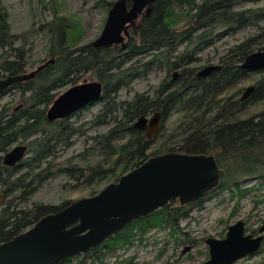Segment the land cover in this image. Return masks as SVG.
<instances>
[{"label": "trees", "instance_id": "1", "mask_svg": "<svg viewBox=\"0 0 264 264\" xmlns=\"http://www.w3.org/2000/svg\"><path fill=\"white\" fill-rule=\"evenodd\" d=\"M39 1L44 9H51V18L42 20L40 28L48 36L47 49L54 60L34 78L0 93V193L4 196L0 245L70 204L32 202L47 182L66 177V186L73 190L115 183L151 156L166 152L213 156L224 172L218 187L190 204L171 201L146 217L132 220L97 247L58 264H103L107 255L130 246L138 236L156 229L173 230L194 209L221 192L240 198L247 192L242 183L256 179L264 185V110L242 115L264 99V75L243 100L236 92L223 95L251 73H264L241 67L249 53L264 49V7L237 8L251 0H156L150 14L138 21L140 27L131 32L126 48L121 49L95 48L91 42L78 45L80 22L59 14L56 0ZM99 1L108 10L112 5ZM8 17L0 0V78L23 73L33 47L28 34L12 32ZM249 26L256 32L219 57L218 71L194 77L195 67L190 64L198 52ZM177 67L181 69L175 78L172 75L156 88L136 92L130 98L120 97L132 80L146 77L153 69L170 74ZM86 75L101 82L99 99L68 117L49 121L46 112L57 91L77 84ZM10 91L18 93L17 107L2 102ZM95 104H100L99 110L81 121L80 112ZM155 111L161 112V126L174 113L179 119L165 135L148 140L133 124ZM101 127L104 129L99 131ZM76 136L83 137L82 150L59 163V153L70 148ZM16 142L25 144L27 156L15 166L3 165L4 154ZM155 143L157 149L151 152Z\"/></svg>", "mask_w": 264, "mask_h": 264}, {"label": "water", "instance_id": "2", "mask_svg": "<svg viewBox=\"0 0 264 264\" xmlns=\"http://www.w3.org/2000/svg\"><path fill=\"white\" fill-rule=\"evenodd\" d=\"M156 0H115L99 35L91 42L95 48L112 45L126 47L129 28H139L137 22L148 16ZM54 57L34 70L0 78V93L11 85L32 79L51 64ZM241 67L249 71L264 70V49L249 53ZM221 68L207 65L198 70L197 79L209 76ZM177 72L173 73V78ZM254 86L247 87L240 99L247 98ZM102 92L100 81H84L57 95L49 105V121L68 117L96 102ZM153 140L161 128V112L150 117L140 116L133 124ZM26 157L25 144H17L2 159L5 166L18 164ZM224 172L213 156L166 152L123 174L115 183L98 194L71 202L59 211L40 219L11 241L0 245V264H58L67 258L89 251L121 230L134 219L143 218L167 206L171 201L190 204L218 187ZM256 237L246 234L245 223L238 220L227 227L223 239L207 238L208 258L201 264H233L254 255L262 246L264 225Z\"/></svg>", "mask_w": 264, "mask_h": 264}, {"label": "rangeland", "instance_id": "3", "mask_svg": "<svg viewBox=\"0 0 264 264\" xmlns=\"http://www.w3.org/2000/svg\"><path fill=\"white\" fill-rule=\"evenodd\" d=\"M43 1L47 2L48 0ZM106 1L113 3L115 0ZM1 2L8 13L12 32L15 34L26 33L32 42L33 47L28 54V63L24 72L34 70L51 57L47 49L48 36L45 30L40 28L42 20L51 18V9H44L39 0H1ZM55 4L58 7L59 14L74 17L80 22L82 32L80 33L78 45L90 43L99 35L108 12V9L99 0H56ZM248 7H264V0L246 1L237 6V8ZM262 24L264 25V22ZM255 32L256 28L249 26L239 29L233 34L222 36L212 46L196 54V61L190 64L195 67L194 72L196 73L207 65L220 64L219 57L221 55ZM180 69L177 67L170 74H166L164 69H153L146 77L132 80L129 88L127 90L122 89L119 95L121 98H130L136 92L152 90L164 79L170 80L173 73L177 72L178 74ZM263 75L264 73L259 72L251 73L246 79L240 80L236 85L228 88L229 90L223 95L236 92L237 97H239L247 87L254 86L255 81ZM92 79L89 75H86L78 83ZM73 85L75 84L60 88L56 96ZM2 102L17 107L20 104L18 93L15 91L6 93L2 97ZM99 108L100 104H95L82 110L79 119L81 121L90 119ZM261 110H264V99L249 106L242 115H252ZM151 115L152 113L148 117ZM178 119L179 114H172L161 126L156 137L161 134L165 135L163 133L168 132ZM103 129L104 127H101L98 130L102 131ZM17 144L19 143L16 142L11 148ZM157 146L156 143L153 144L150 151L154 152ZM82 148L83 137H74L70 148L60 152L57 161L59 163L63 162L80 152ZM89 162L91 161L89 160ZM67 181L66 177H59L54 181L47 182L33 195L31 201L56 206L62 202L71 203L92 197L110 184L103 182L100 185L73 190L66 186ZM260 184L261 181L256 179L242 183L241 188H246L247 192L240 198L237 196L230 197L229 191L219 193L205 202L201 208L194 209L189 217L178 222L173 230H170V228L156 229L144 236H138L130 246L119 247L107 255L103 259V264H201L208 258L205 240L207 238L223 239L227 227L238 220L245 223L246 234L256 237L259 234L258 230L264 225V185ZM3 202L4 196L0 193V204ZM252 231L255 232L252 233ZM262 236L264 237V233ZM260 249V252L246 256L233 264H264L263 243Z\"/></svg>", "mask_w": 264, "mask_h": 264}, {"label": "flooded vegetation", "instance_id": "4", "mask_svg": "<svg viewBox=\"0 0 264 264\" xmlns=\"http://www.w3.org/2000/svg\"><path fill=\"white\" fill-rule=\"evenodd\" d=\"M138 20L140 21V17L138 18ZM137 24H138V22H137ZM137 29V28H136ZM135 32V29H134V27L133 28H129V38H130V36H131V32ZM129 38L126 40V45H127V42H128V40H129ZM112 46H120V48H121V45L120 44H118V45H112ZM111 47V46H110ZM126 48V47H125ZM122 49V48H121ZM52 57V56H51ZM92 80H94V79H92ZM91 81V80H90ZM84 82V81H83ZM55 99V98H54Z\"/></svg>", "mask_w": 264, "mask_h": 264}]
</instances>
